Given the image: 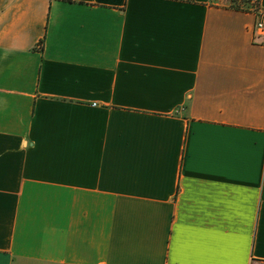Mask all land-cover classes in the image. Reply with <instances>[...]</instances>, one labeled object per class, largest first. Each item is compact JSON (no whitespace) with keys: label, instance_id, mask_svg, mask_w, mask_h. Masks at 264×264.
Listing matches in <instances>:
<instances>
[{"label":"crops","instance_id":"obj_1","mask_svg":"<svg viewBox=\"0 0 264 264\" xmlns=\"http://www.w3.org/2000/svg\"><path fill=\"white\" fill-rule=\"evenodd\" d=\"M257 10L0 0V264H264Z\"/></svg>","mask_w":264,"mask_h":264},{"label":"rangeland","instance_id":"obj_2","mask_svg":"<svg viewBox=\"0 0 264 264\" xmlns=\"http://www.w3.org/2000/svg\"><path fill=\"white\" fill-rule=\"evenodd\" d=\"M221 4L227 6H240L243 9H258V1L257 0H219Z\"/></svg>","mask_w":264,"mask_h":264},{"label":"built area","instance_id":"obj_3","mask_svg":"<svg viewBox=\"0 0 264 264\" xmlns=\"http://www.w3.org/2000/svg\"><path fill=\"white\" fill-rule=\"evenodd\" d=\"M254 32L264 38V11L257 10L256 20L254 23Z\"/></svg>","mask_w":264,"mask_h":264},{"label":"trees","instance_id":"obj_4","mask_svg":"<svg viewBox=\"0 0 264 264\" xmlns=\"http://www.w3.org/2000/svg\"><path fill=\"white\" fill-rule=\"evenodd\" d=\"M257 1H259V0H257ZM231 7L236 8V9H243V8L240 7V6H231Z\"/></svg>","mask_w":264,"mask_h":264}]
</instances>
